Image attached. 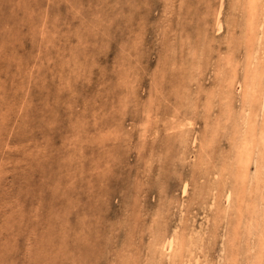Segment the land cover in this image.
<instances>
[{
  "label": "rangeland",
  "instance_id": "rangeland-1",
  "mask_svg": "<svg viewBox=\"0 0 264 264\" xmlns=\"http://www.w3.org/2000/svg\"><path fill=\"white\" fill-rule=\"evenodd\" d=\"M259 262L264 0H0V264Z\"/></svg>",
  "mask_w": 264,
  "mask_h": 264
},
{
  "label": "bare ground",
  "instance_id": "bare-ground-1",
  "mask_svg": "<svg viewBox=\"0 0 264 264\" xmlns=\"http://www.w3.org/2000/svg\"><path fill=\"white\" fill-rule=\"evenodd\" d=\"M253 3V2H252ZM251 8V7H250ZM256 12V11H255ZM260 13V12H259ZM263 16V15H262ZM262 30V29H261ZM193 51V50H192ZM244 199V198H243ZM259 221V220H258ZM252 223V222H251ZM246 224V223H245ZM249 227V226H248ZM258 262V261H257ZM261 262H259L258 264H260Z\"/></svg>",
  "mask_w": 264,
  "mask_h": 264
}]
</instances>
